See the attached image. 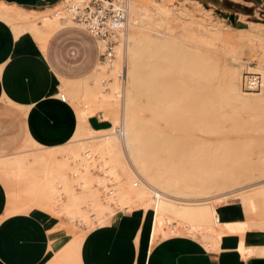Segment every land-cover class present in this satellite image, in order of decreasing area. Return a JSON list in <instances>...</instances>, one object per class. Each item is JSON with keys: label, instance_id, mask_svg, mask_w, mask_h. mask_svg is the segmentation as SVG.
<instances>
[{"label": "rangeland", "instance_id": "obj_1", "mask_svg": "<svg viewBox=\"0 0 264 264\" xmlns=\"http://www.w3.org/2000/svg\"><path fill=\"white\" fill-rule=\"evenodd\" d=\"M81 1L83 0H58L54 4L47 3L37 6L0 0V14L5 12L8 14L7 18L2 21L11 26L14 39H17L23 31L24 24L33 23L38 31L45 33L47 52L55 63L57 60L54 56L58 54L63 58L68 57V61L74 62L75 57L72 55V50L79 45L81 40H93L94 38L89 33L83 32L59 33L54 31L53 27H45L44 18L49 14L61 11L68 14L70 7ZM129 1L131 6L148 8L152 14L158 16V19L167 23L166 29L165 27L155 26L146 29L144 33L150 40L156 41L161 38L167 29L172 32L171 35L177 37L178 41L175 44L178 46L180 56L178 55V59L174 63L176 71L173 70L174 72L169 79V94L176 96L179 95L178 90L187 89L190 101V103L183 102L180 114L163 118V124L152 117L148 113L147 107L143 106L141 102L138 103L140 108L136 105V117L138 118L135 117L138 122L136 140L140 141L142 149L146 144L149 172L156 177L163 175L165 178L174 176L179 177V179H191L199 189L208 187V189L214 191L222 185L227 187L225 191L219 192L221 194L238 190V187L245 188L240 192L252 197L258 196L257 193L262 194L259 188L264 186V129L262 128L264 127V110L245 114L242 119L232 120V124L229 115L233 113L228 108L225 109L224 113L229 118V123H225V125L216 123L213 121L215 118L213 116L209 126L202 122V112H196L198 110L196 101L197 99L198 101L203 100V95H207L208 98L214 100L218 99L217 95L223 94L227 87V72L229 71H235L238 74V85L244 94L264 98V75L259 71V55L256 53L257 50L264 47V0ZM16 19L17 21H15ZM33 39L34 36L25 35L21 39L12 41L9 34L4 35V59L6 60L5 67L8 72H11V74L14 71L21 72L24 65L23 62L15 60L16 56L26 54L33 56L39 52V46ZM199 40H202V42ZM199 53L201 57L207 58L209 61L208 68L210 71L206 77L207 82L200 83L198 79H192L190 73L182 70L180 66V63L186 61L189 55H199ZM234 56L237 60L234 59ZM32 60L36 59L32 58ZM29 65L27 75L38 82L44 81V85L48 83L47 90L41 91V95H38L43 103L42 107L32 108L29 114V121L33 122L35 120L36 125L33 126L36 135H45L46 131L42 127L47 125L56 130L65 126L74 127L76 120L72 113L75 106L60 102V93L63 91L58 88L53 77L48 80L45 78L37 62L31 61ZM65 65L63 64L61 67L65 69ZM82 71L87 73L88 69L75 67L74 74H79ZM7 75L4 76V80H9ZM16 77L17 75L14 76V79ZM5 89H7L6 86ZM35 92L34 90L33 93ZM11 96L17 101L20 100L18 93H12ZM192 99H195V101L191 102ZM32 101L35 100L31 97L24 100V102ZM5 102L6 99L0 100V104H5ZM14 115V111L9 110L4 114V121H10ZM230 117L234 118L235 115L233 114ZM26 122L29 125L28 119H26ZM77 122L78 127L75 129L74 134L81 131L83 127L78 120ZM104 125L96 124L97 127H103ZM39 126L40 129H38ZM18 127L22 130L11 136L12 140H22L25 135L26 131L22 121L18 123ZM29 128L31 129L30 125ZM20 143L21 141H10V145L15 144L10 148H15ZM43 143L50 145L48 140H44ZM99 148L100 146L96 147V149ZM26 152V150L18 149L16 156L13 158L26 159L33 154H47L49 155L47 157H52V161L55 157L61 161L67 159L66 155L55 156L54 153H57L55 150ZM102 156L104 154L98 152L89 159L90 164L87 163V166L92 165L91 167H93L91 171L94 176L91 184L95 196L92 194L90 197V194L87 195V198L83 197L82 201L72 208H70L68 198L58 187L62 185L61 180L56 181V188L53 193L49 188H44L42 178L35 175V170L16 175L15 172L0 169V172H4V178L1 177L0 179L7 187L8 203L6 213L7 215L27 214L37 218L47 216L45 219L51 224H56L58 221V226L52 230V233H54L52 240L63 237L68 233L76 236V246H79L84 237L93 230L115 225L121 232L131 235L137 249L135 264H143L148 251L147 243L150 228L147 223L142 222L139 218V212L142 210L143 205V201L140 199L141 195L133 188L131 180H126V178H123V191L119 195L117 185L106 179L101 169L100 159ZM209 159L214 160L213 164H221L220 161L224 160L225 165L227 164L228 167L227 170H230L229 174H226V170H221V165H219L215 173L208 175V165L211 164ZM78 160L72 163L71 173L79 174L82 170L79 169L82 160ZM194 165L199 167V171L196 173L192 169ZM256 168L261 169L260 172L254 171ZM35 178H37L36 181ZM33 182L35 183L33 184ZM237 182H241V184L237 186ZM74 185L75 190L80 191L79 185L76 183ZM246 187H250V190L246 191ZM175 190L185 194L192 192L191 189L180 184L175 186ZM221 205L224 204L221 203ZM250 206L242 205L238 207L236 203L226 205L224 209L228 213L235 212L238 215L242 214V217L227 218V223L223 224L221 216L217 215L215 219L216 228L218 230L226 228L229 232L231 228V231L237 229L239 235L243 236L244 239L245 236L250 237L252 235L264 237V226L262 225L264 217L259 215L258 210L251 211L252 206ZM98 214L101 215L102 219L100 223L95 219V215ZM184 225L185 223L181 219L173 217L172 222L167 224L170 234L167 237H161L157 245L173 237L189 238L182 235L181 231ZM56 231L62 232L56 233ZM106 244H108L107 241ZM156 247L155 249L158 248ZM145 248L146 251L142 258L141 252ZM160 248L162 247L159 245ZM128 249V247H125L123 250Z\"/></svg>", "mask_w": 264, "mask_h": 264}, {"label": "bare ground", "instance_id": "obj_2", "mask_svg": "<svg viewBox=\"0 0 264 264\" xmlns=\"http://www.w3.org/2000/svg\"><path fill=\"white\" fill-rule=\"evenodd\" d=\"M127 1L128 27L126 33L117 39L116 58L111 63L98 60L89 77H82L83 79L80 81L72 80L73 83L68 82L59 74H53L58 88L64 92L60 93V96L64 94L69 105L75 106V117L83 125L82 130L76 132L60 146L40 147L41 145L29 137L22 148L27 152L55 150L57 151L54 153L55 156L66 155V161H61L56 157L52 161V157H47L49 156L47 154H33L26 159L13 158L16 153L4 156V160H0V169L15 172L16 175L35 170V175L42 178L44 188H49L53 193L56 181L61 180L62 185L58 187L68 198L70 208H72L78 205L83 197L94 195L91 184L94 176L91 171L93 167H91L92 165L87 166V163L91 157L101 152L104 154L100 159L101 169L106 179L117 185L118 194L122 193L123 178H126V180H131L133 188L141 195L140 199L143 201V205L139 212V218L150 228L148 251L143 264H151L153 250L158 241L161 237H167L170 234L167 224L172 222L173 217L181 219L185 223L181 231L183 236L197 239L198 242L201 241L205 250L209 252L223 253L221 245L225 236L239 233L237 229L231 231L232 228L230 232L226 228L218 230L215 223L216 216L220 215L221 221L226 224L224 207L236 203L238 207L254 204L251 205L252 207L250 206L251 211L258 210L259 215L264 217V186L259 188L262 194L257 193L256 197L241 193L240 191L245 188L239 187L238 190L229 191L228 194H221L219 192L225 191L227 187L222 185L214 191L208 187L199 189L191 179H179L174 176L165 178L163 175L156 177L149 172L146 144L142 149L140 141L136 140L138 123L136 105L140 108L138 103L141 102L143 106L147 107L148 113L163 124V118L180 114L183 102L190 103V101L187 89L178 90L179 95L176 96L169 94V79L176 71L174 63L180 54L178 46L175 44L178 41L177 37L171 35L172 32L167 29L161 38L156 41L150 40L144 33L146 29L153 26L166 29L167 23L158 19V16L152 14L148 8L131 6L130 1ZM82 2H78L72 7L82 4ZM7 16L6 12L0 14V20H4ZM44 19L45 27H53L54 30L72 26L88 32L86 25L82 21L76 20L71 12L68 14L64 11L55 12L47 15ZM25 35L34 36L35 42L38 41L41 44H44L46 38L45 33L38 31L33 23L24 24L18 39ZM202 40L199 41L202 42ZM96 44L100 54L102 44L97 40ZM259 50L256 52L259 55V71L264 75V47ZM35 55L45 58L43 49H40ZM186 59L180 63L181 69L189 72L192 79H198L200 83L207 82L206 77L210 71L208 59L201 57L200 53L199 55H189ZM234 59L237 60L235 56ZM227 73V87L223 94L217 95L218 99L214 100L202 94L204 99L196 101L198 107L196 112H202V122L209 126L213 116L215 117L213 121L225 125L230 120L232 123V120L242 119L245 114L264 110V98L244 94L238 85V74L235 71ZM228 108L235 115V119L230 117L233 114L229 115L230 120L226 117L224 112ZM96 122L105 125L97 127ZM262 128L264 129V127ZM97 146L100 148L96 149ZM78 159L82 160V163L79 164V169L82 170L79 174L71 173L72 163L79 161ZM213 161L209 159L211 164L208 165V175L215 173L219 165H221V170H226V174H229L230 170H227L228 167L224 160L220 161L221 164H213ZM192 169L194 173L199 171V167L195 165ZM260 170L256 168L254 171L260 172ZM242 175L244 174L242 173ZM224 177L226 178V176ZM39 182L41 183V180ZM74 183L79 185L80 191L75 190ZM177 184L188 187L192 192L190 194L177 192L175 190ZM240 184L241 182L236 183L237 186ZM246 188V191L250 190V187ZM216 193L219 194L211 196ZM217 203L224 204L221 210L215 209ZM95 219L100 223L101 215H95ZM262 225L264 226V222ZM233 252L243 264L249 263L253 256L258 257L256 261L264 260V244L257 246L244 238L240 240Z\"/></svg>", "mask_w": 264, "mask_h": 264}, {"label": "crops", "instance_id": "obj_3", "mask_svg": "<svg viewBox=\"0 0 264 264\" xmlns=\"http://www.w3.org/2000/svg\"><path fill=\"white\" fill-rule=\"evenodd\" d=\"M0 21V100L6 99L5 104H0V160H4V156L16 154L18 149L22 150L29 137L43 147L60 146L72 137L75 129L78 127V122L74 113L75 110L73 109L74 111L72 114L76 120L74 127L65 126L64 128L56 130L52 128V126L47 125L42 127V129L46 131L45 135H36L33 126L34 124L36 125V123L35 120H33V122L29 121V114L32 108L38 109L42 107L43 103L40 101L38 95H41V91L44 92V90H47L48 83L44 85V81L38 82L34 80L33 77L27 75L30 62L33 61L39 64L42 69V74L47 80L53 77L55 73L62 76L68 82L73 83V81H80L83 78L89 77V75L93 73L96 62L98 60L100 62L102 61L99 58L100 54L98 53L95 39H83L80 41L79 45L75 47L77 50L75 48L72 50V55L75 57L74 64L68 61V57L63 58L59 54L54 56L57 60L55 63L48 55L46 42L41 44L37 41L35 43L39 46V50H44L46 59L40 58L34 53L33 56L31 54L16 56L15 60L23 62L24 66L21 72L18 73L14 71V73L11 74L5 67L4 35L9 34L12 41L18 40V37L14 39L11 26L2 20ZM54 31L59 33H88L81 28L72 26L63 27L60 30ZM33 40L36 41L35 38ZM26 57L27 59H25ZM32 58L36 60H32ZM63 64H66L65 69L61 67ZM75 67L87 68L88 72L85 73L82 71L79 74H74ZM6 75L9 80H4ZM15 75H17L16 79H14ZM9 82L11 83L10 86ZM5 86L7 89H5ZM34 90L36 91L35 93H33ZM12 93H18L20 100H15L11 96ZM27 97H31L35 101L24 102ZM60 102L69 104L68 101L63 102L60 100ZM9 110L14 111L15 115L10 121L6 122L4 121V114ZM26 119H28L31 129ZM20 121L23 122L26 131L25 135L22 140H12L10 137L16 132H19V130H22V128L18 127ZM38 129H40V126ZM44 140H48L50 145L44 144ZM10 141H21V143L17 144V147L11 149L10 146L15 144L10 145ZM1 177L4 178V172H0V178ZM7 203V187L0 179V264L136 263L137 249L134 245L133 238H131L130 234L127 235L125 232L123 233L118 230L115 225L100 227L93 230L84 237V240L79 246H76V236L66 232L65 236L52 240L54 236L52 230L58 226V221L56 224H51L46 221L45 217L47 216L37 218L20 213L7 215ZM220 207L219 210L222 209V205H220ZM224 213L226 218L242 217V214H239V216L235 212L228 213L224 210ZM59 232L62 231H56V233ZM242 237L243 236L237 233L226 235L221 245V248L224 250L223 253L205 250L202 242H198L199 240L197 241V239L194 238L173 237L157 245L158 248L156 247L157 249H155L151 257V264H243L233 252L236 250ZM245 239L257 246L264 244L263 236H245ZM106 241L108 244H106ZM159 245L162 248L159 249ZM125 247L129 249L123 250ZM145 251L146 248L141 252L142 258ZM256 258L258 257H251L250 262L247 264H264V260L256 261Z\"/></svg>", "mask_w": 264, "mask_h": 264}, {"label": "built area", "instance_id": "obj_4", "mask_svg": "<svg viewBox=\"0 0 264 264\" xmlns=\"http://www.w3.org/2000/svg\"><path fill=\"white\" fill-rule=\"evenodd\" d=\"M73 17L82 21L89 34L102 44L100 58L111 63L116 58L115 46L128 25L127 0H83L82 4L70 7ZM60 100L67 102L64 94ZM221 203L215 209L219 210Z\"/></svg>", "mask_w": 264, "mask_h": 264}, {"label": "water", "instance_id": "obj_5", "mask_svg": "<svg viewBox=\"0 0 264 264\" xmlns=\"http://www.w3.org/2000/svg\"><path fill=\"white\" fill-rule=\"evenodd\" d=\"M7 1H16L19 4L22 5H45L47 3L49 4H54L56 3L58 0H7Z\"/></svg>", "mask_w": 264, "mask_h": 264}]
</instances>
